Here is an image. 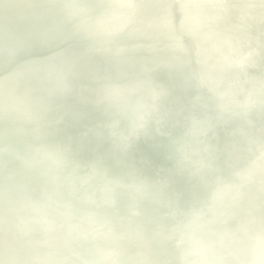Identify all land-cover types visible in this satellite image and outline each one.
I'll return each instance as SVG.
<instances>
[{
  "label": "water",
  "instance_id": "1",
  "mask_svg": "<svg viewBox=\"0 0 264 264\" xmlns=\"http://www.w3.org/2000/svg\"><path fill=\"white\" fill-rule=\"evenodd\" d=\"M44 1L31 18L47 19ZM68 1L72 37L41 72L0 27L15 66L0 65V264H264V82L233 70L264 68V36L235 26L221 44L232 52L213 55L205 32L221 30L202 15L213 6L221 20L240 0ZM78 11L89 30L70 26ZM245 20L264 28V16Z\"/></svg>",
  "mask_w": 264,
  "mask_h": 264
},
{
  "label": "bare ground",
  "instance_id": "2",
  "mask_svg": "<svg viewBox=\"0 0 264 264\" xmlns=\"http://www.w3.org/2000/svg\"><path fill=\"white\" fill-rule=\"evenodd\" d=\"M82 0H75L72 2H81ZM98 2L100 0H97ZM264 0H240L241 7L239 9H230L229 13L225 15V17L221 20L219 18L213 16L214 12H218L215 7L213 6H205L203 9L202 15L207 19L209 22H215L221 30V34L213 35L209 34V32H205L206 35H212L215 37L218 46L215 48V52L212 51V54L215 55L220 53H231L232 51L224 46H221V44H225L228 42L236 41V37L234 35L235 26L241 27V28H247L250 27L252 30V33L256 37H263L264 36V28H259L254 24H251L245 20L246 15H250L253 17H263L264 13L261 10H251V4H260ZM32 2H35V0H0V27H3L7 30L9 36L13 40H18L21 44L25 45L30 53L29 61L31 64H33L38 70L41 72L43 69V66L48 61V52L51 47L57 48L59 47V42L61 40V37L63 36H69V38L72 37L71 27H68L65 24V17L67 13L69 14V2L68 0H61L58 1L59 4H57V8L54 7V2L52 0H45L41 8L44 10V13H47V19H44V21L40 22L37 19L31 18L27 13L28 5L32 4ZM88 4L89 7H93L94 0H84ZM185 6L189 9V11H194V6L191 2L186 1ZM52 9L55 10V13L53 14L51 11ZM73 17L75 18V22L69 23L70 26L74 29L79 30H89L92 24H89V18L84 16L80 11L73 13ZM163 17V14H162ZM84 24V25H83ZM189 27V24L184 22L181 24V28L183 31H186V29ZM234 31V32H233ZM4 44V40L0 36V45ZM195 45V44H194ZM253 46L257 49L264 48V45L261 42H255L253 43ZM195 47V46H194ZM198 51L201 53H205L202 51L201 46H196ZM52 48V49H53ZM23 50V49H22ZM220 52V53H219ZM44 58V59H43ZM24 59V56H19V60L22 61ZM142 59V58H140ZM178 59L182 63L189 62V58L185 55L180 54L178 56ZM28 60V59H26ZM262 61L264 62V56L262 57ZM12 60H9L7 57V54H4L0 57V65L2 67L8 68V71H13L15 66L10 65L12 63ZM197 66L201 68V70H204L207 66L206 64H203L200 59L196 61ZM213 75L216 78L222 77V71L225 70L223 66H220L218 64H213V67L210 69ZM238 73V75L244 80L249 82L252 86H255V83L250 82L248 75L252 74L264 82V68H260L259 70H248L245 68H239V69H233ZM164 72V70H163ZM167 75L171 80L176 79L175 74L171 72H166ZM225 82L229 84L228 89L223 90L219 92L221 94L222 98H227L230 95V92L233 90L232 85V77L225 75ZM86 83V82H85ZM63 85V84H61ZM77 86V89L74 90V97L71 99L72 101L76 100L77 105H79L80 102H82L83 98H81L79 92H81V84L75 85ZM86 88L85 86H82ZM69 88V87H68ZM209 88V87H208ZM88 89V88H87ZM92 89V88H91ZM209 91L213 94H215L214 88H209ZM261 91V90H260ZM258 92L259 94L255 97V100L258 102L264 103V93ZM173 93V92H172ZM237 107H239V104H237ZM225 118L230 119V116H225ZM94 130H99V128L94 127ZM65 131V130H64ZM68 134L70 132L66 131ZM53 143V142H50ZM47 145L50 146V144L47 143ZM103 150L105 152H108L110 150L109 145L105 144L103 147ZM175 154V153H174ZM166 161V160H165ZM220 232L225 233V230L222 228L220 229ZM226 234H228L231 238H234L237 240L236 234L233 230L228 231ZM213 240H210L211 243ZM206 243V244H208ZM243 241H237L236 244H233L238 249L244 248ZM204 246H208L205 245ZM244 256L246 257V260L248 261V258L250 257V252L245 250ZM227 264H242L236 261H230Z\"/></svg>",
  "mask_w": 264,
  "mask_h": 264
}]
</instances>
